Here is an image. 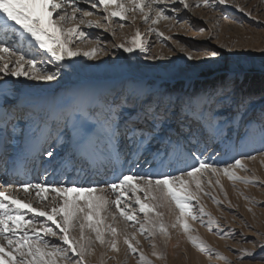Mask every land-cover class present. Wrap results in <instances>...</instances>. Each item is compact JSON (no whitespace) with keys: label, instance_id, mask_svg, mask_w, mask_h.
<instances>
[{"label":"rangeland","instance_id":"1","mask_svg":"<svg viewBox=\"0 0 264 264\" xmlns=\"http://www.w3.org/2000/svg\"><path fill=\"white\" fill-rule=\"evenodd\" d=\"M92 2L93 0H83L79 7L82 11L93 13L84 19L94 23L92 26L80 25L84 36L79 38L77 33L70 47L85 51L98 45L95 57H85L81 54L75 57V64L64 60L59 62L57 67L56 62L51 61L47 55H34L33 51H29L26 58L34 56L41 68L56 72L54 80L38 81L24 76L4 77L0 74V78H3V83H0V101L8 113L6 118L11 114L8 124L6 123L8 136L12 131L15 133L20 124V129L24 130L29 126L36 132V126L48 123L52 131L51 137L56 136L55 140H48L49 146L54 143L49 150H54V160L58 161L59 153L65 149L69 150L67 147L71 130L65 120H52L50 116L58 103L73 101L74 97L70 94L72 84L86 87L88 81L102 80L104 89L99 93V99L108 100L131 96L139 100L151 97L155 101L163 94V101L166 104L171 101V107L179 112L182 107L187 109L190 98L231 82L237 90V95L245 98V106L239 111L235 106L226 107L210 123L201 121L203 127L194 122L195 126H191L190 133L189 128L184 127L187 138L181 136L179 143L173 142L167 154L161 151L164 152V157H168V170L189 163L192 161L191 156L196 166L199 159H206L209 163L215 161L217 167L234 164L235 159L239 158L244 167H234L231 170L237 176L256 182L230 180L222 172L213 174L210 169H201L196 177L200 180L203 191L197 193L198 203L191 202L192 215L196 218L193 219L192 215L185 217L190 225L188 234L176 222L179 210L173 202L166 201L156 209L163 214L162 219L167 226L166 237L169 242L164 248H160L156 242L161 234L159 231L142 234L138 231V223L125 221L113 207L118 213L116 218L124 220V223L114 225V222H110L117 228L118 250H112L106 244L105 251L108 254L105 252V264H264V248L261 247L264 245V133L260 130L261 124L264 123V0H225L223 4L218 0H208L207 4L204 0H185L188 8H184L178 0H160L151 11V19L147 22L139 11L127 12L125 20L118 17L105 19L106 13L102 6L93 9ZM123 2L128 6L127 0ZM213 3L215 7L212 6ZM174 5L176 11H173ZM161 7L169 18H160L153 24L156 9ZM148 11L145 8V12ZM68 12L70 14V11ZM80 18L81 14L78 13L76 21H69L65 26L78 24ZM137 31L144 42L142 49H135L130 53L119 47L121 44L134 47L132 38ZM12 46L18 48L16 44ZM213 51L218 53L216 57L208 55ZM189 56L192 58L189 59ZM92 89L90 87V90ZM46 96V107L39 113L33 107L31 111L25 104L34 97L44 101ZM18 102H25V106H17ZM72 105L73 102L67 108ZM21 117L27 119L22 120ZM218 121L220 123H217ZM170 122L174 127L178 126L175 119ZM95 129L98 133V127ZM18 136L20 137V134ZM18 136L16 137L19 138ZM117 147L120 148V145L117 144ZM187 169L184 170L185 173ZM134 170L135 167H132V171ZM172 174L180 175L177 171ZM63 176L62 173L56 177L64 179ZM182 178L188 180L190 190L196 192L195 181L186 175ZM217 180L219 184L216 183ZM129 192L130 190L128 196L122 200V206H126L128 212L143 222L144 214L139 212V207L135 204L136 196ZM137 195L142 200L147 196L146 202L150 204L159 203L152 201L147 193L140 192ZM27 196H31V192L22 198L26 202L30 199ZM39 202L44 206L40 203L34 205L40 208L47 206L48 210L58 206L52 203L53 198ZM201 207L204 213L214 218L215 224L207 223L209 216L201 213ZM25 215L27 216L28 212H25ZM37 219L58 231L46 218ZM173 223H176V227H172ZM87 230L86 236L90 235L93 243L90 254L85 256V262L99 264L98 259H94L95 254L92 257V252L100 253V243L95 241V234ZM73 232L71 235L78 239L79 234L75 235L78 232L77 227ZM125 234L138 249L137 252L128 249L124 243ZM188 235L204 242L207 250L201 251L199 247L194 246ZM44 238L57 244L61 243L58 236ZM105 239H111L110 233H105ZM154 252L157 254L154 255ZM141 253L144 256L143 261ZM248 253L254 255L250 256Z\"/></svg>","mask_w":264,"mask_h":264},{"label":"snow or ice","instance_id":"2","mask_svg":"<svg viewBox=\"0 0 264 264\" xmlns=\"http://www.w3.org/2000/svg\"><path fill=\"white\" fill-rule=\"evenodd\" d=\"M159 2L160 0H127L128 6H126L123 0H93L91 8L96 9L98 6H103L106 13L105 19L118 17L125 20L127 12L139 11L144 21L147 22L151 19V11ZM204 2L207 4L208 0ZM218 2L223 4L225 0H218ZM178 3L184 8L189 7L185 0H178ZM212 6L215 7V3ZM69 8H71V14L68 12ZM145 8L149 11L145 12ZM240 10L243 11L242 8ZM173 11H176L175 5ZM78 13L81 14L78 24L66 27L69 21H76ZM92 14L90 11H82L77 0H0V15L19 26V30L29 38V46L31 47L32 44L38 46L50 57L51 61L56 62L57 67L59 62L81 54L85 57L97 55L98 45L85 51L70 47L77 33L79 37L84 36L80 25H93V21L84 19ZM160 18H169L164 14L162 7L156 9V19H153V24ZM2 27L5 35L9 30L15 31L7 24ZM132 44L134 47H126L124 44L119 47L130 53L135 49H142L144 42L139 31L133 36ZM28 55L21 48H15L0 39V74L4 77L24 76L38 81H52L56 78V72L41 68L36 58L34 56L26 58ZM208 55L216 57L218 53L213 51ZM0 83H3V78H0ZM162 97L163 94L155 101L151 97L139 100L131 96L111 100L107 98L82 99L76 101L58 119L65 120L71 127L69 147L73 153L102 152L104 148L116 146L117 142H124L129 147V151H139L141 148L147 151L155 147L157 152L163 150L167 154L169 146L173 142L179 143V138L185 136L184 127H188L190 133L191 123L186 124L187 121L195 122L203 127L201 121L210 123L226 107L235 106L239 111L246 104L245 98L237 95V90L231 82L223 83L218 88L190 98L187 102V109L182 107L179 112L171 107V101L166 104ZM88 118L95 120L93 127H98V133H93L86 125ZM173 119L178 122V126L174 127L170 122ZM262 120H264V114H262ZM260 130L264 133V123L261 124ZM43 155L54 158L55 152L47 150ZM246 158L252 159V157ZM187 167L186 173L184 169L175 170L180 175H173L172 172L139 174L136 171H130L121 173L115 181L106 185V189L115 196L114 200L109 198L105 188H100L96 184L77 186L75 181H45L35 184L19 182L18 190L29 195L30 190H34L38 202L46 199L45 194L55 193L53 202L54 205L59 204V207L53 206L50 211L47 210V206L45 208L34 207L31 201L26 202L24 199L17 198L13 195L17 189L0 191V264H60V262L86 264L85 256L90 254L93 240L90 235H85V228L95 234V241L101 245L107 244L112 250H118L117 228L111 224L105 226L106 214L113 205L125 221L138 223V231L142 234L145 232L153 234L159 231L167 236V226L162 219L163 214L156 209L163 206L164 202L171 201L179 210L176 222L188 234L190 225L185 217L192 215L191 202L198 203L197 193L203 191L200 180L196 177L201 169L205 171L210 169L213 174L222 172L230 180L256 182L237 176L231 170L234 167H244L239 158L235 159L234 164L224 167H217L215 161L209 163L206 159H199L198 166L193 164ZM184 175L195 181L196 192L190 190L189 181L182 178ZM216 183L219 184V180ZM129 188H131V195L136 196L135 204L138 205L139 212L144 214L143 222L138 221L136 215L128 212L126 206H122V200L128 195ZM140 192L149 194L152 201H159V203L146 202L147 196L142 200L137 195ZM69 193L72 195L69 196ZM200 211L206 214L202 207ZM25 212L33 215L26 216ZM206 215L209 216L208 224L216 223L210 214ZM111 216L115 220L116 213H111ZM37 218H46L58 231L40 222ZM192 218L195 219L196 216L192 215ZM77 224L80 230L78 239L71 235V231ZM148 225L150 227H147ZM172 227H176V223H173ZM106 232L110 233L111 239H105ZM45 236H58L61 243L49 241L44 238ZM134 237L133 233L132 239ZM188 239L201 251L207 250V246L198 238L188 235ZM124 243L130 251L134 253L138 251L127 234L124 235ZM136 243L138 244L139 241ZM261 247L264 248V245ZM248 255L251 256L254 253H248ZM221 258L226 259V257ZM141 260H144L142 253Z\"/></svg>","mask_w":264,"mask_h":264},{"label":"bare ground","instance_id":"3","mask_svg":"<svg viewBox=\"0 0 264 264\" xmlns=\"http://www.w3.org/2000/svg\"><path fill=\"white\" fill-rule=\"evenodd\" d=\"M82 2L83 0H77L78 5L82 4ZM68 11H70V14H71V8H69ZM5 24L10 25L13 29H15V31H12V30L8 31V34L10 35L7 37L6 40H9L10 36H12L11 37L12 39L18 38V42H14V43H18L19 45H22L21 49L23 50V52L28 53L29 51H33L35 53L34 55H41V56L47 55L46 53L43 52V50H40L38 46L34 44H32V46L30 47L29 38L26 36V34H24L21 30H19V26L14 25V22L7 21L2 15H0V27L3 28L2 26ZM73 24H76V23H72L70 27ZM9 41H10L9 43L12 42L11 40ZM65 60L72 64H75L76 62L75 57L71 59H65ZM88 82L89 84L86 87H81L80 85L78 86L77 84H72V90L70 94L75 98V99L73 98V101H72L73 104L76 101L82 100V99L99 98V93L102 92L104 89L103 81L102 80H91ZM90 87H92L93 89L90 90ZM47 101H48V96L44 98V101H41L39 98L34 97L28 104L25 102L24 103L30 107V110L34 108V110L37 113H39L42 108L46 107ZM72 102L68 100V101H63V102L58 103L55 109L52 110L51 112L52 116L50 117H52V120L54 119L57 120L59 115H61L64 110H68L67 107ZM24 103L22 104L21 102H18V105L17 103L16 105L19 107H24L25 106ZM5 111L6 110H5V107L3 106V102L0 101V149H5V147H9L13 149L14 153H12V155L8 159L7 171L2 172V170H0V191H5V190L11 191L12 189H17V191L13 192V195L17 196V198H20V199H22L26 195H29V194H25L23 191L18 190L19 182L21 181L31 182L33 184L43 183L45 181H49V182L75 181L77 186H91L93 184H96L100 188L106 189V185L108 183L115 181L116 178L120 176L121 173H129L130 171H132V167H135L134 171H136L139 174H146L148 172H151V173L172 172L173 173V172H176L175 171L176 169L185 170L186 168H188L187 166L192 165L194 163L193 158L191 156L192 161H190L189 163H186L184 165H179L175 169L172 168L171 170H168L166 166L168 157L163 156L165 155L163 151H160L158 153L155 150V147L149 148L147 151H145L144 148H141L139 151H135V150L129 151V148H126V146L124 147V142H118V144L120 145L119 151L116 150L117 146H112L110 148H104L102 152H93L90 154H83L80 152L73 153L69 147L72 130H71V127L68 125L69 129L71 130V135L68 139V147H67V149L69 150L66 151L65 149L63 152L61 151L57 157L58 161H55L54 158H48L45 155H42V159H43L42 165L40 167L37 166L36 168L32 170L31 179L27 180L25 178H18V174H14V175H17L15 177L11 173L15 169L21 170L23 168L22 170L23 173L27 174L30 171L29 170L30 167H28L29 165H27L26 163L28 161L30 162L32 159L34 160L33 165H35V162H39L41 158L40 157L41 151H43L44 153L45 151L49 150L54 145L53 143L51 146H49L48 140L50 138L52 140L53 139L55 140L56 136L51 137L52 133H50V128L48 127L49 126L48 123L43 124L41 126H36L37 128L36 132H34L31 128H29V126L23 130V129H20L21 124L20 126L16 125L17 127L14 126L16 127L15 133L12 131L11 134L8 136L6 133V130H7L8 121L11 118V114L9 113L10 117L8 116L9 118L8 117L6 118L7 112ZM24 118L26 117H23V119L21 117L22 120L27 119V118L26 119ZM19 122L21 123V121ZM94 123H95V120L92 118H88L86 120V125L92 130L93 133H96V129L95 127H93L95 125ZM19 134H20V137L18 136ZM16 136H18L19 138H17ZM8 138H10V140ZM19 145L21 146L17 147ZM201 149H203V147ZM55 151L57 152V150ZM68 151H69V154L71 152L73 153V155L72 156L68 155ZM29 157L31 158L29 159ZM80 158H81V161H80ZM86 159L88 160V164H86L87 162H85L87 161ZM78 161H80L79 164L77 163ZM89 165L91 167H89ZM104 165H107V166L103 167ZM76 166H79V168H77V170H74L76 169L74 168ZM112 167L114 168V171L112 172V174L111 175L106 174L108 170L110 172V168ZM67 168H69L68 171H70L69 172L70 174L72 171H75L77 172V174H79V177L77 176L75 178L74 177L71 178L69 177V174H67L68 176H66L65 174H66ZM102 169L103 171H101ZM62 173L64 175L63 176L64 179H62L61 177H56L57 175H61ZM91 173H95V174L88 177L89 174ZM128 190H130L129 194H131V188H129ZM106 191H107L109 198L114 200L115 196L112 195L111 191L107 189ZM30 192H31V196L29 197L27 196L30 199H27V200L31 201L34 207H37L34 204L40 203V202L37 201L35 191L30 190ZM45 195H46V200L49 201V199L53 198V196H55L56 194L55 193L52 194L49 192ZM71 195L72 193H69V196ZM61 203H62V200H61ZM42 204L43 203H40V205ZM56 207L58 208L59 204ZM113 207H115V205L111 206L108 210V213L106 214L107 219L105 221V224H110V222L112 224L114 222V225L123 224L124 220L122 219H119V218H115V220L112 219L111 213L115 212L116 216L118 214L113 209ZM32 215L33 214L28 213L27 216L31 217ZM76 227L78 229V232L75 235L77 236L79 234L80 236L79 225L77 224ZM73 233L74 232L72 230L71 234ZM85 235H88L87 228H85ZM157 239L158 240L156 242L160 248L166 247V245L169 242L168 238L163 234H160ZM100 246H101V249H104V250L100 249V253H95V251H93L92 257L95 254L94 259L95 260L98 259L99 264H105L106 262L105 261L106 260L105 248L107 245L100 244ZM106 254L108 253L106 252ZM116 259L118 258H114V260Z\"/></svg>","mask_w":264,"mask_h":264}]
</instances>
